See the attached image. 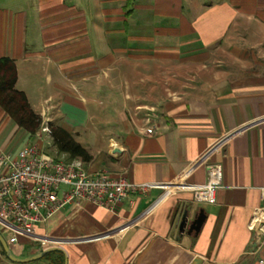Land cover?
I'll return each instance as SVG.
<instances>
[{"label": "crops", "instance_id": "1", "mask_svg": "<svg viewBox=\"0 0 264 264\" xmlns=\"http://www.w3.org/2000/svg\"><path fill=\"white\" fill-rule=\"evenodd\" d=\"M239 20L264 32V0H2L0 58L14 62L15 86L40 122L74 140L81 128L87 155L76 158L88 173L152 186L114 212L87 201L61 208L14 243L0 228L17 257L50 249L15 262L0 244V264H264V239L249 226L264 209V69L247 67L264 57V34L224 48ZM104 104L109 113L89 108ZM42 125L32 133L0 106V155L42 149ZM49 136L54 150L43 151L71 158ZM215 163L214 204L159 186L204 185Z\"/></svg>", "mask_w": 264, "mask_h": 264}, {"label": "built area", "instance_id": "2", "mask_svg": "<svg viewBox=\"0 0 264 264\" xmlns=\"http://www.w3.org/2000/svg\"><path fill=\"white\" fill-rule=\"evenodd\" d=\"M41 122V132L51 134L48 119ZM208 174L201 186L177 181L159 186L174 192L190 190L193 201L214 204V192L222 180L221 165L208 167ZM150 186L105 170L90 174L79 158L52 157L36 143L26 144L14 154L0 155V228L11 233L8 242L14 243L18 235L32 237V227L61 208L87 201L114 212L128 193H145ZM249 226L257 228L264 239V209L254 210Z\"/></svg>", "mask_w": 264, "mask_h": 264}, {"label": "trees", "instance_id": "3", "mask_svg": "<svg viewBox=\"0 0 264 264\" xmlns=\"http://www.w3.org/2000/svg\"><path fill=\"white\" fill-rule=\"evenodd\" d=\"M17 72L14 62L0 58V106L20 127L34 133L40 126V117L30 107L26 95L16 88ZM51 126V136L59 153L66 152L71 158H86L83 147L70 132L61 126ZM4 255L5 252L2 249Z\"/></svg>", "mask_w": 264, "mask_h": 264}, {"label": "rangeland", "instance_id": "4", "mask_svg": "<svg viewBox=\"0 0 264 264\" xmlns=\"http://www.w3.org/2000/svg\"><path fill=\"white\" fill-rule=\"evenodd\" d=\"M0 3H2V0H0ZM237 22L239 24H241L242 26L240 28H238L236 26L237 29L235 28L236 30L234 31V33L229 35L231 37V39L229 38L228 40H225V39L223 40V45L222 46L224 48H226V49L229 48V50H231L232 48L235 49L236 47H239L241 49L242 47L250 45V43H247L248 42L247 40H252V41L256 42V41H260L262 39V36L264 34L263 31L261 33L257 32L256 34H252L250 32L248 33L249 30H248V27L246 28V26H245L246 23L243 22L242 20H239ZM249 28H251V27L249 26ZM251 29L253 30V28H251ZM242 38H245V41L244 40L242 41ZM242 49H245V48H242ZM223 61H224V64L227 65V62L229 61V59L224 57ZM247 63H248L247 67H250L253 70H261L262 71L264 69V57L263 56H262V59H261V57L260 58L256 57L255 60H252V58H251L249 61H247ZM41 81L43 82L44 89L47 92L48 91V86L46 84H44L45 83L44 80H41ZM89 108L94 109V111H95L94 113L100 114V112L101 113H109V111H111L112 107L109 106V105L104 104L103 106L90 105ZM56 122L57 121H55V123ZM80 129L81 128H77V130L81 134H79V136L76 137L77 139H75V140L77 142H83L84 143L85 140H87V137L84 135V132L82 130H80ZM39 136L40 137H38L37 140H40V142L42 143V146H43L42 150H44L45 152H48V153H52L54 148H51L52 144H51V141H50L49 134H47L45 132H42V133L40 132ZM2 233H3L2 235L5 237V233L4 232H2Z\"/></svg>", "mask_w": 264, "mask_h": 264}, {"label": "water", "instance_id": "5", "mask_svg": "<svg viewBox=\"0 0 264 264\" xmlns=\"http://www.w3.org/2000/svg\"><path fill=\"white\" fill-rule=\"evenodd\" d=\"M188 210L185 209L181 215V220L179 222V228L180 230H184V227L187 225L188 221H189V215H188ZM204 219V215L200 213V215L198 217H196L195 220L191 221L190 223V228L191 230H196V231H199V229L201 228V224H202V221ZM0 244L1 246L3 247V250L6 254V256L12 260V261H15V262H25V261H30V260H34V259H37V258H40L42 256H44L48 251H50V249H45V250H42L34 255H31L29 257H26V258H20V257H17L15 256L9 246L7 245V242L6 240L4 239V237L0 234Z\"/></svg>", "mask_w": 264, "mask_h": 264}]
</instances>
